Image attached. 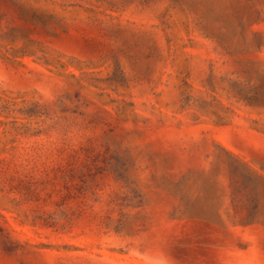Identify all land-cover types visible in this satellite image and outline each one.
<instances>
[{"label": "rangeland", "instance_id": "374dc122", "mask_svg": "<svg viewBox=\"0 0 264 264\" xmlns=\"http://www.w3.org/2000/svg\"><path fill=\"white\" fill-rule=\"evenodd\" d=\"M0 264H264V0H0Z\"/></svg>", "mask_w": 264, "mask_h": 264}]
</instances>
